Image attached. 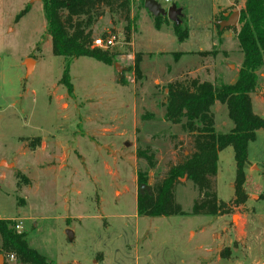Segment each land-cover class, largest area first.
I'll list each match as a JSON object with an SVG mask.
<instances>
[{
    "label": "rangeland",
    "instance_id": "374dc122",
    "mask_svg": "<svg viewBox=\"0 0 264 264\" xmlns=\"http://www.w3.org/2000/svg\"><path fill=\"white\" fill-rule=\"evenodd\" d=\"M156 1L165 10L182 9L190 39L180 41L171 20L172 28L166 21L157 28L145 0H132L126 11L102 6L89 29L93 40L114 38L115 45L102 48L114 54L113 64L76 58L69 95L60 84L65 58L53 53L43 0H0V163H15L0 164V218L21 222L17 230L29 245L55 264H264L263 129L249 144L245 204L219 216L193 214L199 189L183 178L174 194L186 214H138V171L148 173L152 188L193 151L192 135L165 117L167 85L232 83L244 60L240 23L222 33L216 23L222 11L241 10V0L220 11L229 0ZM139 52L141 78L134 70ZM27 58L36 61L30 75ZM258 74L254 111L264 116V66ZM215 115L217 132L233 128L226 105ZM147 146L155 153L153 168L137 156ZM218 164L216 190L228 203L237 175L233 146L220 151ZM10 255L5 264H22Z\"/></svg>",
    "mask_w": 264,
    "mask_h": 264
},
{
    "label": "trees",
    "instance_id": "16d2710c",
    "mask_svg": "<svg viewBox=\"0 0 264 264\" xmlns=\"http://www.w3.org/2000/svg\"><path fill=\"white\" fill-rule=\"evenodd\" d=\"M132 0H43L46 33L52 39L54 55L65 58L64 72L60 84L69 95L74 92L70 68L76 58L87 56L106 64H113L114 54L93 47L92 31L89 29L95 15H101L100 7L128 10ZM221 12L224 17V13ZM27 12L25 9L19 17ZM67 13L64 20L63 13ZM231 13V12H230ZM86 17V20H78ZM77 19V20H76ZM156 27L170 22L168 17H155ZM240 28L237 38L244 60L234 83L215 84L210 81L192 79L176 80L167 85L165 103L167 120L182 123V128L193 138V151L184 159L170 166L167 175L157 182L150 192L138 193L137 211L145 216H170L186 214L176 202L174 189L182 179L191 180L199 189L200 197L194 203L193 214L214 216L230 213L234 207L245 204L249 195L245 189L249 144L257 138V131L264 130V116L253 107L252 94L259 86L258 71L264 66V0H246L240 10ZM219 27V26H218ZM130 29V26H128ZM173 30L180 41L189 37V28L173 23ZM224 30H220L222 33ZM205 54L206 52H202ZM135 56L134 70L141 78V56ZM182 53H177L180 58ZM119 82H124L123 74ZM216 102L228 108V116L234 126L229 132H217L212 107ZM185 119V122H183ZM37 141L40 140L37 138ZM233 146L237 164L234 184L235 195L230 202L221 201L216 190V176L220 151ZM137 156L145 159L150 168L155 167L156 158L151 146L139 148ZM139 186L148 184V173L138 171ZM151 187V186H150ZM12 219L0 218V254H14L22 264H55L46 255L31 247L27 234L17 230Z\"/></svg>",
    "mask_w": 264,
    "mask_h": 264
},
{
    "label": "water",
    "instance_id": "95a60500",
    "mask_svg": "<svg viewBox=\"0 0 264 264\" xmlns=\"http://www.w3.org/2000/svg\"><path fill=\"white\" fill-rule=\"evenodd\" d=\"M145 7L155 16H165L168 17L169 20H171L173 23L180 25L182 23V9L178 8L176 4H172L168 10H165L162 8L160 3L156 0H145L144 2ZM224 19L216 21V23L219 25L220 30H224V28H228L234 25H237L239 23L240 19V11L236 10L234 12H225L224 13ZM26 68H27V75H30L34 68H35V60L33 58H27L25 60ZM116 68L119 69L120 72L124 71V67L120 66L116 63ZM5 164V166H14V163H8L5 160L1 161L0 163ZM150 192L151 187L149 184L142 183L139 188L140 193L144 192ZM71 238L73 237V233L69 232ZM0 264H5V256L3 254H0Z\"/></svg>",
    "mask_w": 264,
    "mask_h": 264
},
{
    "label": "crops",
    "instance_id": "0c3cea01",
    "mask_svg": "<svg viewBox=\"0 0 264 264\" xmlns=\"http://www.w3.org/2000/svg\"><path fill=\"white\" fill-rule=\"evenodd\" d=\"M236 1L237 0H229L228 2V4L229 5H227V6H222V7H220L219 9H218V11H220V10H222V9H225V8H227V7H230V6H235L236 5ZM245 1L246 0H241V3H240V5L237 7L238 9H242L244 6H245ZM236 8V9H237ZM218 11L216 12V14L218 13ZM240 11V10H239ZM166 24H165V26H168L169 28H172V25L170 24V22H168V21H166L165 22ZM191 35H192V33L189 31V37H188V39H186V40H189L190 39V37H191ZM185 40V41H186ZM185 41H183V42H185ZM198 51H203L202 49H200V50H198ZM193 52V54H197V51H192ZM191 52V53H192ZM181 57H182V55H181ZM180 57V58H181ZM35 64H36V61H35ZM188 68H190V67H187L186 66V69H188ZM239 74V73H238ZM238 77V76H237ZM237 77H231V79L230 80H232L231 82L232 83H234L235 81H236V79H237ZM174 78V77H173ZM252 98H253V107H254V109L256 108L257 109V107H256V105H255V102H256V99L252 96ZM224 106V104H221L220 102H216L214 105H213V107H212V112L214 113V118H215V129H216V126H217V124H216V115H215V112L218 110V109H220V108H222ZM260 109L261 110H263L264 111V102H260ZM224 109V108H223ZM258 111V110H257ZM216 131H217V129H216ZM219 162V161H218ZM14 166H15V163H14ZM218 171H219V164H218ZM22 228V227H21Z\"/></svg>",
    "mask_w": 264,
    "mask_h": 264
},
{
    "label": "built area",
    "instance_id": "2783aa9c",
    "mask_svg": "<svg viewBox=\"0 0 264 264\" xmlns=\"http://www.w3.org/2000/svg\"><path fill=\"white\" fill-rule=\"evenodd\" d=\"M167 2L171 1V0H165ZM115 45V40L114 38H103V37H99L93 40V47H98V48H108ZM17 229H21L22 224L21 222L16 224L15 226ZM10 258L15 259L14 254L10 255Z\"/></svg>",
    "mask_w": 264,
    "mask_h": 264
}]
</instances>
